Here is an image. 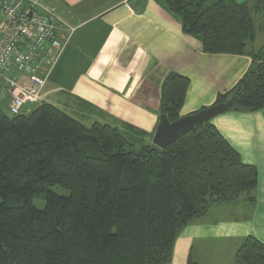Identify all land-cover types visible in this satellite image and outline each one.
Listing matches in <instances>:
<instances>
[{
    "label": "trees",
    "instance_id": "16d2710c",
    "mask_svg": "<svg viewBox=\"0 0 264 264\" xmlns=\"http://www.w3.org/2000/svg\"><path fill=\"white\" fill-rule=\"evenodd\" d=\"M252 1L254 7L165 0L182 33L199 40L204 54L250 57L245 74L212 105L231 97L241 113L264 109V43L250 50L252 16L264 0ZM188 86L176 73L163 80L160 111L169 123L180 118ZM147 138L127 126H86L43 101L19 115L0 109V264H169L192 220L213 204L251 199L257 168L242 161L211 121L164 150ZM54 187L69 194L59 196ZM34 198L44 199L42 210ZM235 259L264 264V244L244 237Z\"/></svg>",
    "mask_w": 264,
    "mask_h": 264
},
{
    "label": "crops",
    "instance_id": "0c3cea01",
    "mask_svg": "<svg viewBox=\"0 0 264 264\" xmlns=\"http://www.w3.org/2000/svg\"><path fill=\"white\" fill-rule=\"evenodd\" d=\"M42 1L56 6L61 20L73 29L68 47L47 79L42 101L87 126L95 122L127 126L146 133L149 138L144 141L151 144L161 116L160 87L167 74L189 80L179 112L185 117L212 106L251 64L248 56L204 54L199 40L182 33L165 0ZM233 1L255 6L252 0ZM254 11L255 40L250 50L257 52L264 43V9ZM8 101L1 100L0 107L7 109ZM32 108L26 105L22 113ZM211 123L245 164L257 168V186L250 205L245 197L240 201L241 214L236 211L240 203L213 209L214 204L186 226L174 243L169 264H188L189 259L195 264H241L235 252L244 237L253 236L264 244V109L232 110ZM227 212L230 217H220Z\"/></svg>",
    "mask_w": 264,
    "mask_h": 264
},
{
    "label": "built area",
    "instance_id": "2783aa9c",
    "mask_svg": "<svg viewBox=\"0 0 264 264\" xmlns=\"http://www.w3.org/2000/svg\"><path fill=\"white\" fill-rule=\"evenodd\" d=\"M73 29L58 9L42 0H0V100L8 113L42 102L54 66L68 47Z\"/></svg>",
    "mask_w": 264,
    "mask_h": 264
},
{
    "label": "water",
    "instance_id": "95a60500",
    "mask_svg": "<svg viewBox=\"0 0 264 264\" xmlns=\"http://www.w3.org/2000/svg\"><path fill=\"white\" fill-rule=\"evenodd\" d=\"M235 110L231 97L224 103L208 107L195 114L180 117L177 121L169 123L164 115H161L155 132L151 139V144L164 150L180 135L194 129L197 125L209 122L212 119Z\"/></svg>",
    "mask_w": 264,
    "mask_h": 264
},
{
    "label": "rangeland",
    "instance_id": "374dc122",
    "mask_svg": "<svg viewBox=\"0 0 264 264\" xmlns=\"http://www.w3.org/2000/svg\"><path fill=\"white\" fill-rule=\"evenodd\" d=\"M0 109L4 112V113H7L8 114V111L4 108V106L3 107H0ZM75 119V118H74ZM82 123V122H81ZM86 124V123H85ZM88 124H86V126H87ZM52 191L55 193V194H57V195H59V196H67L68 194H69V192L68 191H66V190H64V189H62V188H60V187H54V188H52ZM243 197H245L246 198V196H243ZM242 197V198H243ZM242 198L239 200V201H237V202H235V203H240V204H238L237 205V210L236 211H238V213H240L241 214V211H239L240 210V208H241V200H242ZM246 200V203L247 204H249L250 205V199L249 198H247V199H245ZM243 201V200H242ZM2 203V200H1V198H0V204ZM32 204L37 208V209H39V210H42L43 208H44V205H45V203H44V199L43 198H34L33 200H32ZM7 205H13V202L12 201H10V200H8L7 201ZM214 205V204H213ZM212 205V206H213ZM216 206L213 208V209H215V208H217V207H220L221 205H223V207H226L225 205H234V203H231V204H215ZM220 205V206H219ZM233 206H230V207H228V209H233L232 208ZM210 209V208H209ZM209 209H208V211H209ZM207 211V212H208ZM207 212L204 214V215H206L207 214ZM242 213H243V210H242ZM203 215V216H204ZM223 216H226V217H230V215H229V212H227L225 215L224 214H220V217H223ZM240 216V215H239ZM202 217V216H201ZM233 217V216H232ZM238 217V216H237ZM197 219V218H196ZM246 220V219H245ZM194 221H195V219H194ZM193 220L190 222V223H193L194 222ZM204 221H209V222H212V218L210 219H206V218H204ZM189 223V224H190ZM188 224V225H189ZM187 225V226H188ZM186 228V227H185ZM184 228V229H185ZM183 229V230H184ZM182 230V231H183ZM247 237V236H246ZM251 237H253V236H251ZM255 238V237H254ZM259 241V240H258Z\"/></svg>",
    "mask_w": 264,
    "mask_h": 264
}]
</instances>
